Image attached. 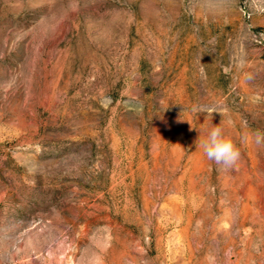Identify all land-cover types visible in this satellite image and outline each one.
<instances>
[{"label": "rangeland", "instance_id": "obj_1", "mask_svg": "<svg viewBox=\"0 0 264 264\" xmlns=\"http://www.w3.org/2000/svg\"><path fill=\"white\" fill-rule=\"evenodd\" d=\"M257 130L264 0H0V264H264Z\"/></svg>", "mask_w": 264, "mask_h": 264}, {"label": "clouds", "instance_id": "obj_2", "mask_svg": "<svg viewBox=\"0 0 264 264\" xmlns=\"http://www.w3.org/2000/svg\"><path fill=\"white\" fill-rule=\"evenodd\" d=\"M253 135L257 145L264 144V131L257 130ZM198 140L197 147L203 155L220 169L228 171L238 164L241 158L240 149L221 126H213L203 140Z\"/></svg>", "mask_w": 264, "mask_h": 264}]
</instances>
